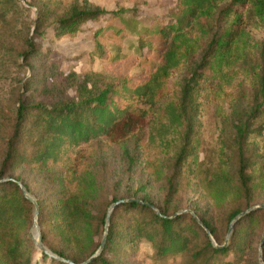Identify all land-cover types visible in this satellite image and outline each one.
Returning <instances> with one entry per match:
<instances>
[{"label": "trees", "instance_id": "trees-1", "mask_svg": "<svg viewBox=\"0 0 264 264\" xmlns=\"http://www.w3.org/2000/svg\"><path fill=\"white\" fill-rule=\"evenodd\" d=\"M175 1L177 12L164 23L135 29L138 40L147 41L148 49L156 53L158 61L144 74L112 78L92 72L81 78L73 73L65 76L53 64L43 63L38 68L29 64L30 76L21 85L23 95L18 96L13 117L0 136V264H68L39 252L32 242L34 205L17 184L20 182L33 197L27 177L46 179L43 187L47 186V198L33 197L39 206L37 223L43 245L53 255L73 264L84 263L99 249L101 241L95 242V237L101 231L104 233L109 207L119 200L134 199L141 203L126 201L113 208L103 249L88 264H122L118 251L139 240L150 243L158 259L185 254L189 259L186 264H235L245 260L246 251L251 247L252 225L264 218V209H255L237 219L225 244L220 241L211 218L195 214L200 224L191 214L169 212L168 205L179 185L180 176L175 177L176 172L171 171V176L166 177L164 206L155 207L144 199L127 195L120 199L114 197L104 208L98 203L104 186L91 175L85 180L87 173H83L84 165L79 162L83 147L108 141L121 145L131 171L136 160L130 148L131 139L149 122L152 112L160 108L148 131V140H157L164 147L174 145L175 164L180 169L186 166L190 174H195L202 189L227 188L246 198L242 206L227 215V233L236 216L258 205L250 202L251 176L246 172L243 153L236 155L237 166L233 170L205 174L190 134L202 85L223 79L225 72L247 58L250 43L246 25L250 17L264 24V0ZM11 2L0 0V11L7 9ZM124 12L75 7L56 21V29L61 35L66 34L83 22L106 15L128 27L131 22L123 18ZM112 29L104 27L100 34L107 35ZM153 38L157 41L152 42ZM198 53L199 60L193 63ZM41 56V49L27 40L23 61L29 63ZM188 63L191 71L175 97L167 99L166 83L180 66ZM57 75L77 83L74 97L54 92ZM260 80L259 102L251 107L248 119L235 127L241 142L249 134V119L255 120L264 106V77ZM45 90L48 102H36L34 94ZM135 147L139 146L135 143ZM191 157L193 160L189 163ZM120 217L125 221L119 223ZM183 219H187L184 226ZM47 226L50 232H46ZM229 256L232 261L227 260ZM253 264L261 263L255 259Z\"/></svg>", "mask_w": 264, "mask_h": 264}, {"label": "rangeland", "instance_id": "rangeland-1", "mask_svg": "<svg viewBox=\"0 0 264 264\" xmlns=\"http://www.w3.org/2000/svg\"><path fill=\"white\" fill-rule=\"evenodd\" d=\"M83 6L97 7L107 12L125 11L123 18L130 19L131 23L126 27L106 15L83 22L66 34L58 33L56 21L67 16L75 7ZM176 12L175 0H12L7 9L0 11V136L6 123L13 117L18 96L23 95L21 85L30 76V63L36 68L43 63L53 64L65 76L73 73L81 78L92 72H101L112 78L144 74L156 66L158 61L156 53L148 49L147 41L138 40L135 29L164 23ZM104 27L113 29L107 35H101ZM245 32L250 43L247 58L225 72V78L202 85L190 137L197 146L196 157L202 163L205 174L216 170H233L237 166L236 155L243 153L246 172L251 176L250 202L251 205H259L264 203V106L255 120L249 119V134L243 142L235 133V127L248 119L251 107L259 102L257 90L261 86L260 79L264 77V24L250 17ZM27 40L41 49V57L44 59L34 57L29 63L23 61L22 53ZM151 40L157 41L155 38ZM199 57L200 53L193 63ZM190 71L191 64L188 63L174 72L165 86L167 99L175 97ZM56 80L55 93L75 96V81L71 84L58 75ZM46 93L45 90L34 94L35 101L48 102ZM159 110L157 108L152 112L149 122L131 139L130 148L136 157L131 171H128L121 145L101 141L83 147L79 162L84 165L83 173H87L85 180L91 175L104 186V192L98 198V203L104 208L114 197L120 199L127 195L144 199L155 207H162L166 177L171 176V171L176 172L175 177L180 176L179 185L168 205L169 212L190 210L196 215L203 214L211 218L220 241L228 243L227 215L242 206L246 198L227 188L215 191L202 189L195 174H190L186 166L180 169L175 164L174 145L164 147L157 140H148V131ZM135 143L139 147L136 148ZM192 160L193 157L188 160L189 163ZM191 168L195 170V166ZM26 181L32 189L33 197L47 198V186L43 187L46 179L27 177ZM123 221L124 217L118 219L119 223ZM181 223L184 226L187 219ZM252 226L249 235L251 247L246 251L245 260L235 264H253L258 259L264 218ZM33 230L32 227L30 231ZM45 230L50 232L49 226ZM102 236L101 231L95 237V242H100ZM117 254L122 264H186L189 260L185 254L158 259L152 245L141 240L126 245ZM227 260L232 261V256Z\"/></svg>", "mask_w": 264, "mask_h": 264}, {"label": "water", "instance_id": "water-1", "mask_svg": "<svg viewBox=\"0 0 264 264\" xmlns=\"http://www.w3.org/2000/svg\"><path fill=\"white\" fill-rule=\"evenodd\" d=\"M17 184L21 187L22 189V192L24 194V196L30 201L32 202V204L34 205V209H35V212H34V218H33V228L35 229L36 231V237H34L33 233L30 232V237L32 239V242L34 243L35 247L38 249L39 252L41 253H45L47 254L48 256H51V257H54V258H57L58 260H61V261H64L68 264H73L71 261H67V260H63L62 258H59L55 255H53L50 251H48L46 249V247L43 245L42 243V238H41V233H40V229H39V226H38V223H37V214H38V209H39V206H38V203L34 200V198L32 196H30L25 188L23 187V185L20 183V182H17ZM126 201H137L139 203H141V201L139 200H119L118 202L112 204L109 209H108V212H107V215H106V219H105V227H104V233H103V236H102V240H101V244H100V247L99 249L96 251V253L91 256L88 260H86L84 263L82 264H88L90 263L96 256H98L100 254V252L102 251L103 249V246L105 244V241H106V235H107V230H108V225H109V222H110V213L111 211L113 210V208L116 206V205H120L121 203H124ZM152 208L158 213V210L152 206ZM259 208H262L264 209V204H260V205H257V206H254V207H251L250 209H248L247 211L245 212H242L240 213L238 216H236L229 224V230H228V233H227V238H226V242L228 240V238L230 237V234L233 230V226H234V223L237 221V219H239L241 216H243L244 214H246L247 212H250V211H253L255 209H259ZM182 213H186V214H191L193 215L196 220L200 223V221L198 220V218L196 217V215L190 211V210H181L179 212H177L175 215H179V214H182ZM174 215V216H175ZM201 224V223H200ZM264 241V232L262 234V238L260 240V243H259V253H258V259H259V262L262 264V243ZM226 244V243H225Z\"/></svg>", "mask_w": 264, "mask_h": 264}, {"label": "bare ground", "instance_id": "bare-ground-1", "mask_svg": "<svg viewBox=\"0 0 264 264\" xmlns=\"http://www.w3.org/2000/svg\"><path fill=\"white\" fill-rule=\"evenodd\" d=\"M33 235H34V237H36V231H35V229L33 230Z\"/></svg>", "mask_w": 264, "mask_h": 264}]
</instances>
